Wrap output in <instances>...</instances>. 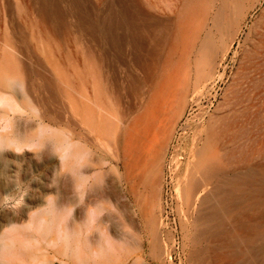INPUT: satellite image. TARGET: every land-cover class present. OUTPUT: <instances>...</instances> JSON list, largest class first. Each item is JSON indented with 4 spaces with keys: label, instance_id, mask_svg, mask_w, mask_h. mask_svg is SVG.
<instances>
[{
    "label": "bare ground",
    "instance_id": "6f19581e",
    "mask_svg": "<svg viewBox=\"0 0 264 264\" xmlns=\"http://www.w3.org/2000/svg\"><path fill=\"white\" fill-rule=\"evenodd\" d=\"M263 5L0 0V151L35 152L75 188L113 172L144 223L137 256L112 243L134 264L174 250L160 217L168 163L188 264H264V162L251 164L264 155V11L245 33Z\"/></svg>",
    "mask_w": 264,
    "mask_h": 264
},
{
    "label": "rangeland",
    "instance_id": "374dc122",
    "mask_svg": "<svg viewBox=\"0 0 264 264\" xmlns=\"http://www.w3.org/2000/svg\"><path fill=\"white\" fill-rule=\"evenodd\" d=\"M263 11L264 5L253 13L245 33ZM243 40L244 36L235 46L239 58L244 56L239 48ZM233 57L227 63L228 72L235 66ZM218 86L212 95V112L224 102L225 84ZM251 103L256 106L257 101ZM259 125L264 126V119ZM181 136L178 131L173 149L182 143ZM35 154L24 157L9 149L0 151V264H134L126 256L138 255L144 223L134 196L118 185L113 172L98 182L91 179L85 187L75 188L72 173L54 172ZM261 162L264 155H255L251 164ZM181 187V176L177 179L172 175L167 163L160 217L166 232H176L167 264H188L178 216ZM147 198L150 204V190ZM118 237L127 242L131 252L121 251L116 258L112 243ZM140 264L158 263L146 260Z\"/></svg>",
    "mask_w": 264,
    "mask_h": 264
}]
</instances>
